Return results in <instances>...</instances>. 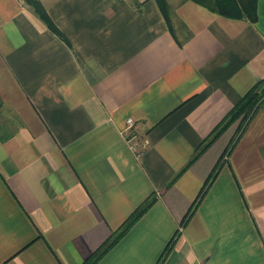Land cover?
<instances>
[{
  "label": "crops",
  "instance_id": "obj_1",
  "mask_svg": "<svg viewBox=\"0 0 264 264\" xmlns=\"http://www.w3.org/2000/svg\"><path fill=\"white\" fill-rule=\"evenodd\" d=\"M39 1L65 39L0 0V264H82L149 195L94 264H156L171 239L158 264H264V102L228 153L238 121L186 166L264 77V0L254 22L192 0H165L167 20L155 0Z\"/></svg>",
  "mask_w": 264,
  "mask_h": 264
},
{
  "label": "trees",
  "instance_id": "obj_2",
  "mask_svg": "<svg viewBox=\"0 0 264 264\" xmlns=\"http://www.w3.org/2000/svg\"><path fill=\"white\" fill-rule=\"evenodd\" d=\"M29 4L34 12L40 17V19L46 24V26L54 33L58 34L60 37L64 38V35L56 27L53 21L47 14L44 6L39 0H25ZM136 5L140 4L139 0H133ZM160 11L162 12L164 18L167 20V9L165 0H155ZM200 5L205 6L209 10L234 19H247L250 22L256 21L257 18V0H192ZM264 102V77L255 81V83L239 98V100L231 107L228 113L223 117V119L212 129L208 137L202 141V143L196 148L194 154L187 162L188 166L193 162L207 146H209L230 124L237 121L239 122L236 129V134L230 140L228 146L225 148L222 156L229 152L233 143L239 136L240 132L244 129L250 118L256 112L258 107ZM185 166V167H186ZM219 162L213 167L212 171L208 175L206 184L212 181L216 175ZM184 167V168H185ZM183 170V169H182ZM202 189L198 194L197 198L194 200V204L197 199L203 194ZM155 200L154 195H149L144 199L122 222V224L113 231L110 236L104 241L88 258H86L82 264H94L98 258H100L125 232L126 230L143 214V212L148 209V207ZM193 206V205H192ZM192 206L189 208L187 213L182 220V223L189 216L192 211ZM172 239L166 245L163 253L160 255L156 264L159 263L162 256L168 250Z\"/></svg>",
  "mask_w": 264,
  "mask_h": 264
},
{
  "label": "built area",
  "instance_id": "obj_3",
  "mask_svg": "<svg viewBox=\"0 0 264 264\" xmlns=\"http://www.w3.org/2000/svg\"><path fill=\"white\" fill-rule=\"evenodd\" d=\"M121 132L130 149L138 155L142 150L141 148L145 145L144 143H140L139 135L136 130H134V120L131 117L125 119V126Z\"/></svg>",
  "mask_w": 264,
  "mask_h": 264
},
{
  "label": "rangeland",
  "instance_id": "obj_4",
  "mask_svg": "<svg viewBox=\"0 0 264 264\" xmlns=\"http://www.w3.org/2000/svg\"><path fill=\"white\" fill-rule=\"evenodd\" d=\"M237 121H238V120H237ZM238 124H239V122H238ZM237 127H238V126H237ZM235 134H236V132H235ZM235 134H234V135H235Z\"/></svg>",
  "mask_w": 264,
  "mask_h": 264
}]
</instances>
